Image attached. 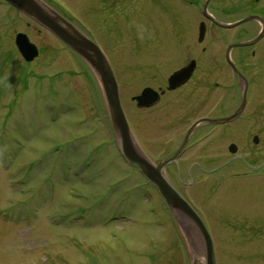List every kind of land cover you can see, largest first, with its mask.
<instances>
[{"label": "rangeland", "instance_id": "1", "mask_svg": "<svg viewBox=\"0 0 264 264\" xmlns=\"http://www.w3.org/2000/svg\"><path fill=\"white\" fill-rule=\"evenodd\" d=\"M40 1L70 17L102 48L127 111L129 95L145 82L140 68L154 64L160 49L195 48L197 25L204 20L205 0ZM235 1L242 10L251 2L208 0L207 9L227 20L217 7ZM263 6L259 0L257 7ZM240 29L206 31L246 37ZM17 32L40 48L30 62L14 45ZM241 48L256 51L251 61L263 71L264 36ZM132 122L138 137L140 118ZM199 186L194 191L178 184L204 210L202 193L208 188ZM218 195L215 186L212 197ZM181 235L190 253L187 263L204 264L197 233ZM232 256L219 257L217 264L264 262V256L229 261ZM157 259L185 264L186 248L155 186L121 157L95 72L27 14L0 2V264H155Z\"/></svg>", "mask_w": 264, "mask_h": 264}, {"label": "flooded vegetation", "instance_id": "2", "mask_svg": "<svg viewBox=\"0 0 264 264\" xmlns=\"http://www.w3.org/2000/svg\"><path fill=\"white\" fill-rule=\"evenodd\" d=\"M258 2L251 0L247 10L238 1L234 6L218 5L227 20L208 10L206 4L211 17L200 13L209 25L199 20L195 48L190 45L168 53L167 49H157L156 62L140 68V79L145 82L138 92L129 95L128 111L117 81L126 120L142 155L157 164L177 153L164 166V173L202 220L212 241L216 264L219 257L225 259L230 254L233 256L229 261L241 256H253L257 261L264 256V70H255L251 61L255 50L242 52L241 48L252 47L264 36V6L257 7ZM235 12L243 14L231 16ZM246 17L237 25L226 26ZM200 23L205 25L201 36ZM208 26L232 30L240 26L247 36L243 38L237 32L224 36L216 30L206 31ZM177 34H172L176 42ZM183 68L190 69L189 76L169 88L170 75ZM128 82L131 84V80ZM146 87L158 95L154 102L140 106L134 97ZM135 117L140 118L142 126L138 137L132 122ZM178 184L194 191L199 185L207 187L208 192L202 193L204 210ZM215 186L219 189L218 197H212ZM170 212L186 248L185 264H189L190 253L181 235L183 230L197 233L205 262L198 225L179 211ZM176 214L186 222L176 219ZM235 246H240L238 251ZM143 253L141 249L139 254ZM155 264H162L161 259L155 260Z\"/></svg>", "mask_w": 264, "mask_h": 264}, {"label": "water", "instance_id": "3", "mask_svg": "<svg viewBox=\"0 0 264 264\" xmlns=\"http://www.w3.org/2000/svg\"><path fill=\"white\" fill-rule=\"evenodd\" d=\"M5 1L20 9L49 32L54 34L65 45L82 57L91 67L100 83L113 134L119 144V151L123 159L128 163L137 165L140 172L156 186L164 202L172 211H179L183 215L191 218L198 225L204 242L205 264H216L212 241L202 220L164 175V166L174 160L177 153L171 158L160 161L155 165L142 155L134 143L130 128L126 121L120 103L118 85L113 70L100 47L91 38L80 31L73 23L68 21L57 11L49 8L40 0ZM206 3L207 2H205L203 6L204 14L211 17L205 12ZM247 18L248 17L226 26L237 25ZM204 31V23H200V36ZM14 43L25 61H31L38 55L37 46L29 40L25 33H17L14 38ZM241 44L243 43H236V45ZM189 72L190 69L183 68L171 74L168 79V87L173 88L176 86L177 83L189 76ZM157 95L158 94L155 90L148 87L144 88L139 95L134 97V99H136L137 104L140 106L147 105L154 102Z\"/></svg>", "mask_w": 264, "mask_h": 264}]
</instances>
